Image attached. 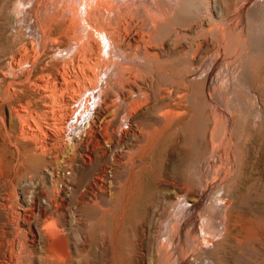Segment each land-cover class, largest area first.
Returning a JSON list of instances; mask_svg holds the SVG:
<instances>
[{
    "label": "bare ground",
    "instance_id": "obj_1",
    "mask_svg": "<svg viewBox=\"0 0 264 264\" xmlns=\"http://www.w3.org/2000/svg\"><path fill=\"white\" fill-rule=\"evenodd\" d=\"M22 1L19 2L20 5L23 3ZM250 1L252 0H244L242 4L246 5ZM261 2L263 3L264 0H257L256 3H253L260 5ZM203 5L207 8V17L203 16L204 18L200 12V8ZM28 7V12L32 14L34 23L38 24L40 45H38L39 43L35 44L38 45L36 48H40V50L38 49L39 51L34 55L33 51L28 48L33 55L29 54V56L23 57L24 55L22 56L21 54L30 65L23 79L6 83V86H3L2 83L0 84V145L7 147V153L8 149L12 150L16 156L15 163L12 162L15 168L13 171L14 175L11 176L6 172L7 170H5L3 163L8 157L4 159L0 154V212L3 215L0 219V228L2 229L3 226L4 231L6 230L11 235L14 234V238L18 233L23 235L21 237L24 244L18 241L19 237L15 241H18L19 245L25 246L27 250L26 258H29L34 264H53L55 261L64 262L65 264V262H70V260H72V264H122L121 255L126 252L122 253L123 250L121 251V244L125 241L120 244L119 231L118 238L115 237L117 239L115 241L114 239H107L105 237L106 234L104 235L103 232L94 248L97 260L95 262L93 260L88 262L89 258L86 260L84 253L87 254L92 247L91 239H89V235H91L89 233L92 232L87 234L85 231L91 222L89 221L90 216L84 215L83 211L87 208H93L97 212L103 213L102 215L105 212L116 211L121 206L120 202L122 199L120 197L125 189L129 187L132 194L136 192L134 191L138 183V179L136 180L137 183H135L136 174L138 172L141 173V170L148 164V167H150L151 162H156V160H152L154 157L156 158L153 152L154 157H151L152 159L149 161L142 159L145 156L140 158L137 155L148 148L156 134L158 136V133L161 134L164 130L166 131L173 122L188 118L187 101L188 98L190 99L189 96H193L192 98L196 102L201 101L202 97L198 101L196 98L197 91L201 86L207 87L211 101L214 102L216 100V82L212 79L210 83H202L201 80L205 76L200 68V63L204 59L201 55L202 49L210 45L215 46L217 34L215 27L213 29L212 25L220 17L217 20L214 18L215 9L206 0H31ZM228 8H230L229 5L227 10H229ZM187 11L190 13L189 19L186 16L188 15L186 14ZM223 16L225 15L223 14ZM213 19L216 20L214 23H212ZM28 22L27 24H29ZM20 23L23 25V22ZM59 23L63 26L62 31L53 33V24ZM24 28L26 29V27ZM205 29H207V32ZM259 32L261 33V31H258V34H260ZM25 33L28 32L25 31ZM189 33L195 36L196 40H192L194 42H188L187 37L191 40ZM32 34L29 36V32L28 36H26L32 38ZM201 36L203 38L200 39ZM34 38L36 39V37ZM226 43L228 44V42ZM20 48L18 50L22 51ZM211 49L213 48H210L208 53ZM23 50H26V48H23ZM25 52L28 54V51ZM63 54H68V57H65L66 55L63 56ZM218 60H220L219 56L217 60L216 58L213 60V69L216 67V61L219 62ZM17 61L14 64L11 63L13 65V68H11L13 71L18 72L17 69L24 66V64L20 66L22 62L18 63ZM232 61L234 62L235 58ZM173 62L176 63L175 67L177 68V70H173L175 73L170 68ZM209 71L207 70V72ZM9 72L10 74L12 73V71ZM35 72H37V75ZM210 75L213 76V72ZM208 77L207 74L206 79L209 80ZM214 78L216 79V77ZM188 89L194 90L192 92H194L195 97L186 92ZM202 100L205 101V98ZM191 101L189 102L191 103ZM194 104L197 105V103H193L192 106ZM198 107L200 106L197 105ZM215 109L212 112L214 125L209 129L207 128L210 125L206 127V133L217 148L215 151L220 155L224 149L227 152L228 147L231 148L235 142L234 128L236 126L235 117H231L234 115L226 117L227 123L224 127L216 125L217 115ZM202 111H204L203 108ZM198 112V110L196 112L194 110L193 114L190 113L192 124L195 120H199V117L202 121L201 113L198 114ZM218 121L221 122V118ZM197 123L201 124L200 121ZM176 125L172 126L176 127ZM192 126L193 130L191 126L190 129L195 135L193 137H196V134H199V125L194 124ZM170 128L167 130H170ZM183 130L179 127L176 129V133L174 132L178 138L170 152L172 162L168 161L165 174L166 180L159 185L164 190L163 193L159 194V200L167 206L174 205L178 201L180 204V207L178 206L179 213L177 214L176 211L174 215H171L170 222L166 227L168 241L164 242L160 249L156 247V250L155 246H153V241L154 238L156 239L155 235L159 233L160 229L158 230L154 218L158 214V209L153 205L149 207L148 218L139 227L138 240L128 244L131 245L129 252L135 264H217V260L215 261L210 254L211 251L223 239L230 241V239H225L224 235L227 237L228 233L226 231L229 232L231 221L229 223H227L228 220L226 223L223 221L221 225L216 222L221 229V235L215 234L209 231L204 224L206 221L204 210L206 209L207 197L214 192L213 189L216 187V190L219 188L221 193L224 192L225 198L219 201L224 210L223 214L226 217L230 215L229 218H232L231 213L228 214L229 209L226 211L227 208H230V210L234 208V202L224 170L228 171L227 168L229 167L235 169L233 161L228 162L229 157L226 162L227 153L222 158L223 165L221 168L219 167V170H215L216 173L206 171L202 181L205 187L203 195L197 193V191L192 192V188L191 191L189 190L190 188H184L188 182H186L184 187H180V185L176 184L177 181L173 177H177L176 171L179 168L186 166L183 147L186 142H190ZM162 135L164 139L165 134ZM157 136L156 139H158ZM174 137L171 136L172 141ZM199 137L197 138L199 139ZM160 138L159 141H161ZM204 138L206 139V137ZM194 140L191 141V145H188L189 147L192 146ZM159 141L156 143H160ZM199 141L203 140L200 138ZM156 145L159 147L158 144ZM189 147L188 149H190ZM155 150L154 148L152 151ZM197 151H199V148ZM189 158L186 159L188 160ZM190 165L194 168L192 164ZM22 167L26 168L25 176L19 175V170ZM151 167L152 171H154L153 165ZM189 167L185 168L188 169ZM198 168L200 167H196L197 170ZM236 168L239 167L237 166ZM196 169L191 171L195 172ZM189 173L190 169L188 175L184 174L186 175L185 178L190 176ZM199 173L201 174V172ZM199 173L196 175L198 176ZM39 176H42L41 178L50 187H47L45 185L46 182L44 183L43 179L40 180ZM230 177L232 176L230 175ZM190 178L187 180L192 183ZM233 178L229 181L230 183ZM199 180L201 179L199 178ZM142 184L143 182L140 186ZM144 187L141 189L145 190ZM25 190L26 192L29 190L28 194H25ZM131 199L133 200V198ZM134 201L137 202V200ZM189 202H193L194 205H189ZM169 207L171 208V206ZM122 208L120 207V212ZM125 209L127 210V208ZM165 211L167 209H164L163 213ZM129 213H131V210ZM122 214L121 217H124ZM179 214L180 216L178 217ZM210 216L213 218L212 215ZM108 217L111 218V215ZM119 217L117 218L118 220L120 219ZM240 219H243V215ZM250 219L253 220L254 218ZM140 220L142 221V219ZM124 221L126 222V220ZM99 222L93 224H99ZM238 222L240 224L239 220ZM262 223L264 222L262 221ZM254 227L256 226L247 228L242 238L239 239L237 237V239H239L238 241L241 245L244 243L246 246L248 242L254 240V248L258 253H262L264 252L262 234L258 232L259 227V229L255 228L256 230ZM162 229L164 231V228ZM163 231L161 230V232ZM122 232L124 231L122 230ZM225 232L226 234H224ZM8 234H6V237ZM134 237L136 238V236ZM9 240L12 244L11 237H9ZM184 242H189L187 251H184ZM19 245L16 249V255L10 254V262L2 261L7 258L5 257L7 255L3 252L4 258L0 260V264H10L13 260H17L16 264L17 262L26 264L27 259L23 260L24 258L22 257L26 252ZM11 247H16V245ZM14 249L12 248V251L15 252L16 250ZM251 249L254 250L253 248ZM8 251L11 252L10 248ZM45 251L50 254V257H44ZM244 258L242 256L243 260H245ZM251 258L249 260L252 263ZM126 260L128 261L129 259L127 258Z\"/></svg>",
    "mask_w": 264,
    "mask_h": 264
},
{
    "label": "rangeland",
    "instance_id": "obj_2",
    "mask_svg": "<svg viewBox=\"0 0 264 264\" xmlns=\"http://www.w3.org/2000/svg\"><path fill=\"white\" fill-rule=\"evenodd\" d=\"M21 1H19V0H2V1H0V7H1L0 8L1 9L0 10V72L2 71L0 73V84L2 83L3 86H6V83L8 84L11 81H14V80L18 81V79H23L26 76V72H27L28 68H30L29 63H27L26 60L23 57H27V56H29V54L30 55H33V54L36 55L37 51L40 50V48H36L38 45H40V39H39L40 35H38L39 34L38 24H36V22L34 23V19L31 16L32 14L28 12V9H29L28 6H30L31 0H26L27 2L25 0H23L22 1L23 3H21V5H20L19 2H21ZM206 1H208L210 3V6L215 9V15H214L215 17L214 18L216 20H217L218 17H220V18H218L219 21L218 20L216 21L215 19H213V21H212V23H214L216 21L214 23L215 25L214 24H213L214 26L212 25V28L215 27L216 34H217V37H216L217 39H216L215 46H213V45H210L208 47L206 46L208 49L205 47L206 49L203 48L202 51H201V55H202V57L204 59H203V61L201 59L202 62L200 63L201 64L200 68L202 69L203 75L205 76V77L202 78L201 81L204 84L205 82H209L210 83L211 80L214 79V81L216 82L215 83V86H216V100L214 102L211 101L210 98H209L208 92H207L208 91L207 87L205 88V87H201L200 86V88H199L200 90L198 89L196 98H197V101H198V99L202 97L201 101L200 100L198 102L194 101L193 100L194 98H192L193 96L192 97L189 96L190 99L188 98V101H187V105H188L187 111H189L188 118L187 119H183L181 121L179 120V121L173 122L170 125L171 128H170V126L167 128V129L170 128V130L173 128L171 131L166 129V131L164 130L165 132L163 131L164 133L163 132H161V134L158 133V136L156 134L154 136V138H153L155 141L152 140L151 143H150L151 146L149 145L150 148L148 146V148H147L148 150L144 149L141 152H139V154L137 156L140 157V158L145 156L142 159L146 160V161H149V160L152 159L151 157L156 156V158L154 157V159H152L153 161L156 160V162H154V163L151 162V166L153 165L154 171L156 170L155 172L152 171V169H151L152 167L151 166L148 167L149 166V164H148L146 166L147 168L145 167L144 169L141 170V173L138 172L136 174V176H135V183H137V182L138 183L135 186V190L134 191L137 192V190L140 188L138 190L139 193L138 192L137 193L139 195L141 194L140 195L141 197L136 192H134V194H132L130 192V190H129V187H128L127 189H125L123 191L124 193L123 192L121 193V197H120L122 199V200L120 199L121 200V202H120L121 206L119 205L120 207H123L121 209V212H120V207H118V209L116 210L117 212L116 211H113V212L109 211V212H105L104 215H102L103 213L97 212V210H95L93 208L84 209L83 214L84 215L86 214V215L90 216V219L88 218V216H86V217L91 222L88 225V227L86 228L87 230H85V231H86L87 234H88V232H92V233H89V234H91V235H89L90 236L89 239H91L90 242H91L92 247L89 250V252H87V254L84 253V256H85L86 260H88V258H89L88 262H92V260L95 262L97 260L94 248H95V246L97 244L96 242H98L100 240V238L102 236V233L104 232V235L106 234L105 237L107 239H114V241H115V240H117L116 238H118V231H119V233H120L119 234V238H120V241H121L120 244L123 243L122 241H125L123 243L124 245L121 244V247H122L121 251L123 250L122 253L126 252L125 254L121 253L123 255V257L121 255V263L122 264H125V263L126 264H130V263L131 264H135V261H134L132 255L129 252V250L131 249V245H128V244L129 243L131 244L134 241L138 240V238H139V227H140V225L142 224V222L145 219L147 220V218H148V210H149V207L152 206V205L154 207H157L156 209H158L157 210L158 214L154 218V221L157 223L158 230L160 229L158 231L159 233H157L155 235L156 239L154 238L153 246H155V249L157 250V248L160 249V247L163 245L164 242L168 241V235H167L168 232H166V230H167L166 227H167V224L170 222L171 215H174V213H176V211H177V214L179 213V211H178L179 209L178 208L180 207L179 206L180 204L178 203V201L175 202L176 204H174V205H168L167 206L165 203L163 204V202H161L159 200V194L163 193L164 190L159 185H161V183L166 180V175L165 174H166V171H167V169H166L167 163H168L169 160L170 161L172 160V157H170V152L174 148V146H175V144L177 142V138H178L177 134H175L176 133L175 131H176L177 128L181 127L182 130L184 129L183 132L185 131L184 133L186 134L187 138L190 139V142H186L184 144V147H183V152L185 153L184 154V159H185V165L186 166H183V167L179 168L177 170L178 172L176 171L177 177L176 176L173 177V179L175 181H177V183H176L177 185H180V187H184L186 182H188V184L185 185L184 188H186V187H187L186 189L190 188L189 189L190 191L193 189L192 192H196L197 191V193L203 195L204 194L203 191H205V187H204L202 181L204 180V175H205L206 171L207 172L208 171H210V172L212 171L213 173H216L215 170H219V167L221 168V166L223 165V161H222L223 159L222 158H224V156H226L227 153L228 154H227V156L225 158L226 162L228 161L229 157H230V159L232 158L231 160L229 159L228 162L233 161L232 163H233L234 168H235V169H233V168L229 167L230 169L227 168L228 171L224 170V174L226 173L225 175L227 177L225 175L224 176H225V178H227V181H228V184H229V188H230L232 196H233V202H234V208H231V210H230V208H227L226 211H228V209H229L228 214L231 213V216H232L233 219L231 217H230L231 219L229 218L230 215L227 216L228 219H226L227 218L226 215L223 214L224 210H223V208L221 207V205L219 203V201H221V199L225 198L224 197V192H222L223 193L222 194L219 191V188H217V190H216V187H215L213 189L214 192L211 193L207 197L208 198L207 201H206L207 204L205 206L206 209L204 208L205 209L204 210V212H205L204 215L206 217V221H205L206 223L204 222V224H205L206 228L209 231H211V232H213L215 234L217 233V234L221 235V229H220V227L218 225L219 224L221 225L223 223V221H225V223H226L227 220H228L227 223H229V221H231V223L229 225V228L230 227L231 228L230 229L228 228L229 232L226 231L229 235L227 234V237L224 235V238L225 239H230V241L229 240L227 241V240L223 239L219 243V245L217 247L215 246L214 250L211 251V253H210L211 256L214 258L215 261L217 260L216 261L217 264H253V263L255 264V262H256V264H262V263L264 264V252L258 253L256 251V249L254 248V246H255L254 245L255 244L254 240H251L252 242L251 241L248 242V244L250 243L249 246H248V244L246 246V244H244V243L241 245V243H239V241H238L239 239L242 238V236L244 235L243 233H245L246 229L250 228V227H253V226H256V227H254V229L255 228L259 229L260 228L258 230V232H260V234H262V238H263L262 240L264 241V223H262V221L264 222V104H263L264 103V86H263L264 82H262V81H264V79H263V77H264V50H263L264 49V2L263 3L261 2L260 5H258V4L255 5L254 3H256L257 0H255V1L252 0L254 3L252 1H250L249 3L244 5V4H242L244 0H206ZM251 3L253 4V6H252ZM249 4H250V6H249ZM214 5H216L217 7L216 6L214 7ZM228 5L230 7L228 9L231 12L229 10H227ZM235 5H236V7H235ZM242 5H243V8H242ZM239 7H240V10H239ZM201 8H202L203 11L201 10ZM201 8H200L201 16L202 17L203 16L207 17V8H206V6L203 5ZM23 11H25V12H23ZM24 13H26V14H24ZM186 14H188L186 16H188V19H189L190 18V13H188V11H187ZM218 14L221 15V16H219ZM223 14L226 17L223 16ZM22 16H23V18H22ZM27 19L29 20V22H28ZM30 20H31V22H30ZM20 22H23V25H21L22 23H20ZM27 22L29 24H27ZM24 27H26V29ZM36 27H37V29H36ZM224 27H225V29H224ZM62 29H63V26L60 23L56 24V25L53 24V26H52L53 33H59V32L62 31ZM24 30L26 32H28V33H25ZM205 31L207 32V29H205ZM258 31H261V33L259 32L260 34H258ZM262 31H263V33H262ZM29 32H30L29 36H31V33H33L32 34V38L31 37H29V38L27 37ZM189 35L191 37V40H190V38L187 37L188 42L189 43L190 42H194L196 40L195 36L193 34L191 35L190 33H189ZM202 35H204V34L202 33ZM258 35H261V36H258ZM34 37H36V39ZM201 38H203V37L201 36L200 39ZM224 38H226V39H224ZM242 38H243V40H241ZM38 40H39V42H38ZM192 40H194V41H192ZM32 41H34V42L32 43ZM240 41H242V42H240ZM30 42H31V44H30ZM226 42H228V44ZM35 43L36 44L39 43V44L36 45ZM27 44H28V47H27ZM32 44H33V46H31ZM20 46H21V48H20ZM237 46H239V47L241 46L239 50H238L239 47H237ZM19 48L22 49V51L18 50ZM23 48H26V50H23ZM28 48H29V50H32L33 52L32 51L29 52ZM210 48H213V49H211V51H209V53H208V50H210ZM25 51H28V54ZM237 51H239V52H237ZM23 52L26 53L27 55L24 54ZM236 52H237V55H236ZM242 52H243V55H244V52H245L244 56L242 55ZM246 52H248V53H246ZM21 54H22V56L23 55L24 56L22 57ZM211 54H213V55H211ZM64 55H66L65 57H68V54H63V56ZM18 56H19V58H18ZM218 56H219L220 60H218L219 62L216 61V67H215V69H213L214 68L213 60L215 58L217 60ZM232 56H233V58H232ZM234 58H235V61L233 62L232 60H234ZM13 59L14 60L17 59L18 61L17 60L14 61ZM21 59H22V61H21ZM16 61L18 63L22 62L20 64V66H22L24 64V66L19 67L17 69L18 72L17 71H13V69H12L13 65L11 64V63H13V64L16 63ZM25 64H26V66H25ZM175 66H176L175 62L171 63V67H170L171 71H173L175 69L177 70V68ZM207 70H210V71L207 72ZM9 71H12V73L10 74ZM242 71H244V72H242ZM4 72H6V73H4ZM212 72H213V76L210 75ZM17 73H18V75H17ZM35 73L37 75V72H35ZM173 73H175V71H173ZM207 74L209 76L208 77L209 80L206 79ZM214 77H216V79ZM260 84H262L261 86H263V87H261ZM201 89H202V91H201ZM190 91L191 90L188 89L186 92L189 95H194V92H192L194 90H192L191 93H190ZM202 94H204V95H202ZM194 97H195V95H194ZM204 98H205V101L202 100ZM189 101H191V103ZM262 101H263V103H262ZM193 103H197V105L200 106L198 108L201 110V112L197 108L196 104H194V106H192ZM262 104H263V106H262ZM206 106H207V108H206ZM202 108H203L204 111H202ZM213 109L216 110V115H217L216 116V125H218V126L224 127L226 125V123H227L226 117L227 116L234 115V116H231V117H235V126H236L234 128V131H235V133H234L235 142L233 143L235 148L232 147L233 146L232 145L231 148L228 147L227 152L224 149L222 151L223 153L221 152L220 155L217 154V152L215 151V150H217V148L215 147V145H213V143L210 140L209 135L206 133V127H208L210 125L207 128V129H209V128H211L214 125V122H212L213 121V118H212ZM194 110H195V112L198 110L199 111L198 114L201 113L202 121H201V119L199 117V120L198 119L195 120V122L192 124L191 120H190V115L194 113ZM219 110H220V112H219ZM203 114H205V115H203ZM207 117H209V118H207ZM220 118H221L222 124H220L221 122L218 121V120H220ZM222 118H223V120H222ZM207 119L209 120L208 122H207ZM198 121H200L201 124H198L197 123ZM175 124H177L176 127H174ZM189 124H191L190 126L192 127V130H193V126L192 125H194V124L197 125V126L199 125L198 126L199 130L197 129L199 134H196V137H193L194 133L190 129L191 127L189 126ZM172 125H174V126H172ZM204 132H205V134H204ZM162 134H165L164 135V137H165L164 139H163V135ZM173 134H174L175 137L173 136ZM243 134H245V135H243ZM159 135H162V136H159ZM156 136H157L158 139H156ZM171 136L174 137L173 141H172ZM241 136H243V137H241ZM197 137H199V139L201 138L203 141H199V139ZM204 137H206V139ZM159 138H160L161 141H159ZM196 138H197V140H196ZM168 139H169V141H167ZM192 140H194V142H196V141L197 142L196 143L193 142L194 144L192 143V146L189 147L188 145L191 143ZM158 141L160 143H156ZM236 142L238 143V145H237ZM152 143H153V145H152ZM197 143H199L198 144L199 146L197 145ZM156 144H158L159 147ZM164 144H165V146H164ZM171 144H172V146L170 147ZM236 145H237V147H236ZM153 146H155V147H153ZM187 146L190 149H188ZM193 146H194V148L196 150L193 148ZM3 147H4L5 151H3L4 149H2ZM154 148L156 150L152 151V150H154ZM198 148H199L200 152L197 151ZM0 149H1L0 150V154H1V156H3L2 158L5 159L6 157H8V158H6V161H4V159H3L4 168H5V170H7L6 172L8 174L13 176L14 175L13 171L15 169L14 168V163H15L14 160H15L16 156L13 153V151L10 150V149H8V153H7V147H5L3 145H0ZM189 150H190V152H189ZM192 150H194L196 152L195 153L193 151V154L195 156L192 154ZM156 151H158L157 152L158 154L156 153ZM152 152H153L154 156H153ZM197 152H199L198 155H196ZM4 154H5V156H4ZM221 154H222V156H221ZM148 155H149V157H148ZM185 157L186 158L190 157L189 158L190 160L189 159L187 160ZM211 157H212V159H211ZM191 158H193V160H191ZM189 161H191V162H189ZM235 161H236V163H235ZM12 162H14V163H12ZM187 162L192 164V166L194 168H192L190 164H189L190 165V167H189ZM196 162H197V166H196ZM202 162H203V165H202ZM219 164H220V166H219ZM237 166L239 168H236ZM185 167H189V168L187 169ZM196 167H200V168H198V170H197ZM11 168H12V170H11ZM149 169H150V171H149ZM189 169H190V173H189L190 176L189 177L187 176L185 178L186 175H184V174L188 175ZM192 169L193 170L196 169V171L192 172L191 171ZM200 169H201V171H199ZM236 169H237V171H236ZM19 171H20V173H19L20 176H23V175L25 176V173H26V168L25 167H22ZM199 172H201V174ZM198 173H199V175L197 176L196 174H198ZM227 173H228V175H227ZM144 174H145V176H144ZM150 174H151V176H150ZM230 175L232 177L229 178ZM143 176H144V178L142 179ZM193 176L195 177L196 180L194 179ZM233 176H234V178H233ZM41 177L42 176H39L40 180L43 179ZM188 178H190L192 183L190 181H188L189 180ZM199 178L201 180H199ZM228 178H229V180H228ZM231 178H233V180L230 183L229 181H231ZM136 180H137V182H136ZM198 180L201 181V182H199ZM43 181H44V179H43ZM45 182L46 181H44V183ZM142 182H143V184L140 186V184ZM200 184H202V185H200ZM45 185L47 187H50V185L47 182H46ZM143 187H144L145 190L141 189ZM142 190H143V192H142ZM28 192H29V190H27V192L25 190V194H28ZM216 192H217V194H216ZM127 193H128V195H127ZM144 193H145V195H144ZM142 194H143V197H142ZM122 195H123V197H122ZM126 195H127V197H126ZM138 196H139V198H138ZM131 198H133V200ZM134 198H136V199H134ZM127 200L129 201L128 203H127ZM134 200H137V202L134 201ZM139 201H140V203H139ZM134 202H136L137 204L134 203ZM154 202H155V204H154ZM132 203H134V204H132ZM125 204H126V206H125ZM191 204H193V202H189V205H191ZM169 206H171V208ZM124 207L127 208V210ZM123 209L126 211V213H125V211ZM164 209L165 210L167 209V211H165V213H163ZM130 210H131V213H129ZM173 210H174V212H173ZM94 211H96L97 213L94 212ZM123 211H124V213L126 215L124 213L122 214ZM170 211H171L172 214L170 213ZM161 213H163L164 215L162 214L163 215L162 216ZM109 214L111 215V218L108 217V216H110ZM114 214H116V215H114ZM121 214L124 217H121ZM128 214H129V216H128ZM133 214H134V216H133ZM237 214H238V216H240V215L241 216L238 217ZM0 215H1L0 216V219H1V217L3 216L1 212H0ZM210 215H212L213 218ZM242 215H243V219H240V218H242ZM104 216H106V217H104ZM179 216H180V214L178 215V217ZM118 217L120 218L119 220L117 219ZM138 217H140V218H138ZM115 218H116L117 221L115 220ZM159 218H160V220H159ZM250 218H252V219L254 218L253 220H255V221L251 220ZM108 219H109V221H108ZM140 219H142V221ZM161 219H162V221H161ZM124 220H126V222ZM157 220H159V221H157ZM238 220L240 221V224H239ZM249 220H251L250 222L253 221L254 223L253 222L250 223ZM119 221L122 223V225H121V223ZM160 221L161 222L164 221V222L161 223ZM260 221H261V223H260ZM95 222H99V224L98 223L93 224ZM102 222H104V223H102ZM216 222L218 223V225H217ZM236 223H237V226H236ZM102 224H104V225H102ZM234 224L237 227V229L234 226ZM98 225H100V226H98ZM108 225H110L111 227L110 226L108 227ZM118 225H120V226H118ZM159 225H161L162 227L159 226ZM163 225H164V227H163ZM238 225L240 226L239 228H238ZM132 227H133V229H132ZM162 228H164V231H163ZM243 228H244V230H243ZM110 230H111V232H110ZM122 230L124 232H122ZM161 230L163 232H161ZM106 231H108V232H106ZM0 232L2 234V236H0V240H1L0 251H2V252H0V256H1L0 260H2L4 258V256L2 255L3 252L7 255L5 257H7L9 259L10 258L9 256H11L10 254H15L16 255L17 246L21 242H23V239H22L23 235L21 233H18L16 235L17 238L15 237L16 238L15 239L14 236H13L14 234L11 235V233L7 232L6 230L4 231L3 226H2V229L0 228ZM226 232L224 234H226ZM112 233H114V234H112ZM162 233H164V234H162ZM6 234H8L7 237H6ZM111 234H112V236H111ZM239 234H240L241 237L239 236ZM3 235H5V236H3ZM21 235H22V237H21ZM158 235H160V236L158 237ZM232 235L233 236L236 235V236L233 237ZM123 236H124V238H123ZM134 236H136V238ZM9 237H11V240L13 241L12 244H11V241L9 240ZM18 237H19V240H18ZM237 237L239 239H237ZM157 238H158V240H157ZM121 239H124V240H121ZM15 240H18L19 242L20 241L21 242L18 243V241H15ZM4 241H5V243H4ZM237 241H238V243H237ZM17 243H18V245H17ZM14 244L16 245V247H11V246H15ZM23 244H24V242H23ZM240 245L244 246V247H241ZM2 246H3V248H2ZM19 246H21V245H19ZM262 246L264 247V242H262ZM21 247H23V249L26 252V254L24 255L25 257L22 256L24 259L23 258H21V259L25 260V258L27 257V250L25 249L24 245H22ZM6 248H8V249H6ZM9 248H10V251L12 253L8 251ZM12 248L13 249L15 248L14 250H16V251L15 252L12 251ZM248 248H249V250H248ZM251 248H253L254 250H252ZM5 249H6V251H5ZM188 249H189V242H184V251H187ZM246 250H247V252H246ZM240 251H241V253H240ZM243 251H245V252H243ZM252 251H253L254 255H253ZM45 252L46 253H44V257H50V254L47 251H45ZM244 253H245V255H243ZM90 254H91V256H90ZM248 254H249V256H248ZM47 255H49V256H47ZM124 256H125V258H124ZM126 256L129 259L128 261L126 260L127 259ZM242 256H243V258H244V256H246L244 258L245 260L242 259ZM261 256H263V257H261ZM249 257L250 258L253 257V258H251L252 263L249 260L250 259ZM7 258H4L2 261L3 262L4 261L5 262L6 261L10 262L11 258L9 260ZM85 258L83 257L84 260H85ZM26 259L29 261V263H28V261L26 260V264H32L33 263L31 260H29V258H26ZM256 259L258 260V263H257ZM19 260H20V258H19ZM13 261L10 264H12V263L16 264L17 260H13ZM71 261L72 260H70V262L67 261V262H65V264H72ZM9 262H7V263H9ZM48 262H50V261H48ZM55 262H56V264H64V262H62V263L58 262V261H55ZM55 262H53V264ZM18 263L21 264L20 262H17V264Z\"/></svg>",
    "mask_w": 264,
    "mask_h": 264
}]
</instances>
